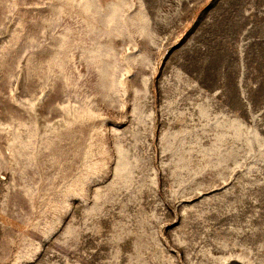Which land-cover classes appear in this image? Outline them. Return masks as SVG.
Returning <instances> with one entry per match:
<instances>
[{
  "label": "rangeland",
  "instance_id": "374dc122",
  "mask_svg": "<svg viewBox=\"0 0 264 264\" xmlns=\"http://www.w3.org/2000/svg\"><path fill=\"white\" fill-rule=\"evenodd\" d=\"M0 264H264V0H0Z\"/></svg>",
  "mask_w": 264,
  "mask_h": 264
}]
</instances>
